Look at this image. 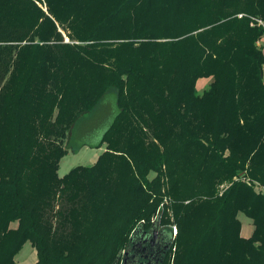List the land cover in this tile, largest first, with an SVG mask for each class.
<instances>
[{
    "label": "trees",
    "instance_id": "trees-1",
    "mask_svg": "<svg viewBox=\"0 0 264 264\" xmlns=\"http://www.w3.org/2000/svg\"><path fill=\"white\" fill-rule=\"evenodd\" d=\"M255 18L264 20V0H0V264L26 241L34 264H112L139 226L171 236L151 193L164 175L173 211L192 226L177 223L171 264H264V193L254 189L264 188V50L254 44L264 27ZM108 92L117 110L93 145L106 149L58 177L68 130ZM239 212L252 221L248 238Z\"/></svg>",
    "mask_w": 264,
    "mask_h": 264
},
{
    "label": "rangeland",
    "instance_id": "rangeland-1",
    "mask_svg": "<svg viewBox=\"0 0 264 264\" xmlns=\"http://www.w3.org/2000/svg\"><path fill=\"white\" fill-rule=\"evenodd\" d=\"M211 9V7H210ZM209 10V9H208ZM200 9H197L195 12H199ZM210 12V10H209ZM186 13V12H185ZM205 14H208L206 10L201 11L200 16L203 18H206ZM191 18L194 19L193 16ZM190 21V20H189ZM195 21V20H194ZM199 31V29L195 30L193 33H196ZM62 35L64 37V42H68V38L66 37L65 33L62 32ZM262 38L258 36V38L255 39L254 44L257 47H260L259 41ZM207 78L208 83H205L204 85H199L202 79ZM213 76H206V77H199L195 81L196 89L199 93L202 91L208 89L209 84L212 80ZM113 93L108 92L102 97L93 108L92 111L82 113L78 116L74 124L70 127V129L67 132V135L65 139L62 141V146L66 149V152L60 157L59 164H58V177L64 176L67 174L73 167L78 165H92L99 154L106 149L107 143H102V145L98 148L93 147V145L98 141L102 133L109 127L111 122L113 121V117L116 113V106L114 104L113 99ZM142 123V122H141ZM181 126L178 125L176 127L177 131L180 129ZM112 143L114 144H120L121 137H118L117 135L114 136V132L112 134ZM173 141H183L184 138H181L180 134H174L172 136ZM181 139V140H180ZM152 140V139H150ZM154 140V139H153ZM156 140H154L155 142ZM156 152H161L164 148V145L162 143L156 141ZM224 155L228 153L227 149L224 150ZM170 164V163H169ZM168 164V165H169ZM167 165V167H169ZM171 165L175 166L174 160H172ZM166 165L161 167V171L164 173V170L166 168ZM244 171V170H243ZM174 173H176L174 171ZM154 173L149 174V178L153 177ZM248 179V176L244 175V180ZM174 185V182H172ZM228 182H221L217 188L218 193H221V189L226 186ZM255 185L258 186L256 182H254ZM184 186V184H179ZM178 186V185H177ZM153 189L151 193L156 194V197L154 199H158V208L157 212H160L162 214L160 225H165L168 228H171L172 235L174 236V242L171 248V251L168 253V257L164 264H171V261L173 259V252L175 249V245L177 244V241L175 239L177 230H179V224L180 228L182 229V232L188 233L192 230V226L185 227L184 223L182 222V213H175L173 211V208L171 205H174V202H172L171 196L168 194V179L164 175L162 177V181H158L156 186H152ZM260 189V187H259ZM262 192H264V189H261ZM87 193V192H85ZM61 205H59L58 202V194L55 195L52 208L48 209V212H46V219L51 221L52 226L58 221V211L60 210ZM240 216V220L244 223V220L250 225L253 226L251 220L246 217L243 213L239 212L237 214ZM155 215H152L151 218L153 219ZM239 219V218H238ZM150 220V221H151ZM239 220V221H240ZM15 222L11 223V226L13 227ZM176 231V232H175ZM123 249V248H122ZM122 249L119 253L118 258L120 259ZM117 258V259H118ZM37 261V253L36 249L32 247L31 243L29 241H26L23 247L20 249V251L14 256L13 258V264H34Z\"/></svg>",
    "mask_w": 264,
    "mask_h": 264
},
{
    "label": "flooded vegetation",
    "instance_id": "flooded-vegetation-1",
    "mask_svg": "<svg viewBox=\"0 0 264 264\" xmlns=\"http://www.w3.org/2000/svg\"><path fill=\"white\" fill-rule=\"evenodd\" d=\"M172 240L161 226L144 225L133 233L116 264H162L168 256Z\"/></svg>",
    "mask_w": 264,
    "mask_h": 264
},
{
    "label": "crops",
    "instance_id": "crops-1",
    "mask_svg": "<svg viewBox=\"0 0 264 264\" xmlns=\"http://www.w3.org/2000/svg\"><path fill=\"white\" fill-rule=\"evenodd\" d=\"M259 44H260V46H261V48H262V50H264V38H262L260 41H259ZM209 81H207V78H204V79H202V81L200 82V84L199 85H204L205 83H208ZM258 184V183H257ZM254 189H255V191L258 193L259 191L261 192V193H264V192H262V190H260L259 188H258V186L256 185L255 187H254ZM262 189H264V188H262ZM247 217V216H246ZM238 218H239V220H240V216L238 215ZM247 218H249V217H247ZM250 219V218H249ZM251 220V219H250ZM252 222V221H251ZM16 226V225H15ZM14 226V227H15ZM252 231H253V226L252 225H250V223H248L247 221H246V219L244 220V223L240 220V235L243 237V238H248L251 234H252ZM25 244V243H24Z\"/></svg>",
    "mask_w": 264,
    "mask_h": 264
},
{
    "label": "built area",
    "instance_id": "built-area-1",
    "mask_svg": "<svg viewBox=\"0 0 264 264\" xmlns=\"http://www.w3.org/2000/svg\"><path fill=\"white\" fill-rule=\"evenodd\" d=\"M238 16H241V14H239ZM254 20H255L257 25H261L262 27H264V20L257 19V18H255ZM262 38H264V35H262Z\"/></svg>",
    "mask_w": 264,
    "mask_h": 264
},
{
    "label": "water",
    "instance_id": "water-1",
    "mask_svg": "<svg viewBox=\"0 0 264 264\" xmlns=\"http://www.w3.org/2000/svg\"><path fill=\"white\" fill-rule=\"evenodd\" d=\"M140 223H142V222H140ZM141 227L139 226L138 228H136V230H134L135 232L138 230V229H140ZM134 233V232H133ZM133 233H132V235H133ZM132 235L130 236V239H131V237H132ZM171 237L173 238L174 236L172 235V232H171ZM117 260L118 259H116L112 264H116V262H117Z\"/></svg>",
    "mask_w": 264,
    "mask_h": 264
}]
</instances>
